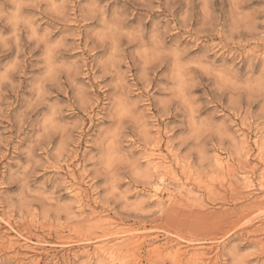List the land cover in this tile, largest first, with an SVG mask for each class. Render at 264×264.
Wrapping results in <instances>:
<instances>
[{
	"label": "rangeland",
	"instance_id": "374dc122",
	"mask_svg": "<svg viewBox=\"0 0 264 264\" xmlns=\"http://www.w3.org/2000/svg\"><path fill=\"white\" fill-rule=\"evenodd\" d=\"M83 2L0 0V264H264V0Z\"/></svg>",
	"mask_w": 264,
	"mask_h": 264
},
{
	"label": "clouds",
	"instance_id": "9594fccd",
	"mask_svg": "<svg viewBox=\"0 0 264 264\" xmlns=\"http://www.w3.org/2000/svg\"><path fill=\"white\" fill-rule=\"evenodd\" d=\"M76 2H80V0H76ZM247 2H249V0H236L234 14L241 13L243 5ZM40 3L45 4L47 6V10L51 11L52 0H37L36 4L26 6L38 7ZM72 5L73 0H60L58 7L61 15L70 16ZM23 7L25 6H14L8 12V15L10 17L16 15L17 13L23 15ZM2 10V7H0V11ZM81 14L83 19H95L97 22V26L89 30V40L93 42L94 47L111 48L114 45V42H119L121 45L124 41L131 42L133 39V33H135V42L137 44H139L141 39H143V29L140 27L131 30L128 29L126 26V17L120 11L114 9L111 14L108 13L106 0H84L81 8ZM243 15L247 17L253 29L259 25L260 31L264 32V9L252 13H243ZM209 26L214 27L215 21H213ZM233 31L234 29L229 26L225 29L224 35H232ZM148 39H151V37L149 36ZM12 43H14V41H12ZM121 63H124V61L121 60ZM187 67L191 68L192 65H187ZM65 71H68V69H65ZM261 72L264 73V68L261 69ZM66 83H68V81H66ZM191 86L194 87L195 85L193 84Z\"/></svg>",
	"mask_w": 264,
	"mask_h": 264
},
{
	"label": "bare ground",
	"instance_id": "6f19581e",
	"mask_svg": "<svg viewBox=\"0 0 264 264\" xmlns=\"http://www.w3.org/2000/svg\"><path fill=\"white\" fill-rule=\"evenodd\" d=\"M54 114V113H53ZM54 120V119H53ZM91 123V122H90ZM149 134V133H148ZM142 135V134H141ZM45 139V138H44ZM46 140V139H45ZM49 140V139H48ZM50 142V141H49ZM38 143V142H37ZM188 148V147H187ZM147 151V150H146ZM48 154V153H47ZM157 154V153H156ZM160 155V154H159ZM159 155H157L155 158H157V160H159V161H161V160H164L165 159V157H162V156H159ZM155 160V159H154ZM165 162V161H164ZM163 164V163H162ZM162 164H160V165H157V166H155L156 168H161V173H159L160 175H162V174H164L165 172H167L166 170H167V168L165 167V166H162ZM157 171V170H156ZM148 172V171H147ZM150 173V172H149ZM166 174V173H165ZM173 174V173H172ZM144 176V175H143ZM174 177V176H173ZM248 178V177H247ZM250 178V177H249ZM243 180V179H242ZM242 183V182H241ZM249 184V183H248ZM158 191V190H157ZM156 191V192H157ZM155 195H157V193H154ZM154 195V196H155ZM208 198V197H207ZM179 213V212H178ZM171 217V216H170ZM174 217V216H173ZM173 219H175V218H173ZM185 223V222H184ZM181 226V225H180ZM190 241V240H189Z\"/></svg>",
	"mask_w": 264,
	"mask_h": 264
}]
</instances>
